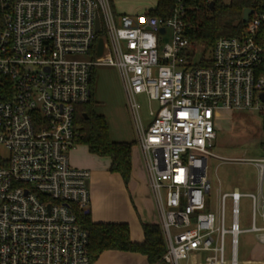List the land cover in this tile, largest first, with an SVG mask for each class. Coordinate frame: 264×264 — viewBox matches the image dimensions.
<instances>
[{"label":"built area","instance_id":"1","mask_svg":"<svg viewBox=\"0 0 264 264\" xmlns=\"http://www.w3.org/2000/svg\"><path fill=\"white\" fill-rule=\"evenodd\" d=\"M0 1V264H90L77 213L91 202V172L73 167L69 151L77 144L76 108L90 101L98 66L120 73L160 215L164 262L238 264L241 234L264 243V157L226 159L254 165L256 192L223 194L217 212L206 197L224 112L264 118V14L250 16L243 36L221 37L205 52L186 36L182 6L164 18L117 14L112 0ZM140 96L158 106L148 124ZM243 197L252 202L247 229Z\"/></svg>","mask_w":264,"mask_h":264},{"label":"rangeland","instance_id":"2","mask_svg":"<svg viewBox=\"0 0 264 264\" xmlns=\"http://www.w3.org/2000/svg\"><path fill=\"white\" fill-rule=\"evenodd\" d=\"M119 13H144L154 7V0H113ZM166 38H170V33ZM202 51L198 52L195 62H199ZM94 76V99L98 102L95 107L96 112L104 115L108 122L111 137L114 139H126L136 135L133 118L127 107V99L124 91L120 73L116 67L98 66L95 67ZM141 104V115L145 124L150 123L149 111L156 109L157 103L150 102L144 96L139 97ZM264 126L263 117L254 110H238L224 112L223 118L217 126V139L212 149L219 158H209V180L212 184L207 197V207L209 210L218 211L221 196L225 193L233 192L235 188L243 193L253 192L255 183L258 182V171L254 165L241 162H229L226 159H257L264 157ZM137 147V145H136ZM137 151V148H135ZM136 155L137 169L142 171L141 177H135L134 182H143L144 165L140 151ZM69 158L73 167L76 163H85L92 173L105 172L109 159L93 155L85 145L76 144L69 151ZM144 160V159H143ZM75 168H78L75 167ZM82 169V168H79ZM145 173V171H144ZM103 174V173H102ZM109 175V173H108ZM124 191L126 185L121 181ZM109 188L110 197H113L115 188L114 180L106 182ZM90 195L92 184L89 186ZM129 196V195H128ZM92 200V195H91ZM113 203H111L112 205ZM154 204V203H153ZM228 211L230 214L232 200L228 199ZM110 205V207H111ZM240 227L247 229L252 223V202L248 197L240 199ZM91 208V202L87 210ZM230 216L228 224H231ZM158 221V219L156 218ZM228 237V243H230ZM264 248V246H263ZM261 250L255 244L254 234L243 233L239 236L238 264H250L253 255ZM231 261V252L228 255Z\"/></svg>","mask_w":264,"mask_h":264},{"label":"trees","instance_id":"3","mask_svg":"<svg viewBox=\"0 0 264 264\" xmlns=\"http://www.w3.org/2000/svg\"><path fill=\"white\" fill-rule=\"evenodd\" d=\"M151 15L170 17L180 6L184 9L186 36L195 44L211 52L221 37L243 36L247 23L243 20L244 11L252 9L253 15L264 14V0H213L214 6L206 0H156ZM4 26V10L0 1V31ZM264 32V30L262 31ZM95 73L91 79V98L75 111L74 129L76 143L85 145L89 152L110 160L109 171L122 176L129 182L132 169V142H117L111 137L108 122L95 111L93 94ZM264 126V118H263ZM82 228L89 233L90 264L96 262L106 251L138 253L147 257L150 264H166L164 255L166 244L159 224H143L144 240L135 242L127 223L94 222L90 210L77 213Z\"/></svg>","mask_w":264,"mask_h":264},{"label":"crops","instance_id":"4","mask_svg":"<svg viewBox=\"0 0 264 264\" xmlns=\"http://www.w3.org/2000/svg\"><path fill=\"white\" fill-rule=\"evenodd\" d=\"M113 2V0H112ZM154 7L150 8L147 11L155 8L156 0H154ZM114 10L117 14H128V15H136L139 13H119L116 9V6L113 2ZM146 11V12H147ZM94 94V88H93ZM96 101V100H95ZM98 102L96 101V106ZM95 106V107H96ZM96 111V109H95ZM99 114V113H97ZM101 115V114H100ZM104 116V115H103ZM117 142H132L134 143L132 148V169H131V177L128 183H125L122 176L118 173H111L109 171L110 160L108 161L107 167L105 168V172H91V178L89 181V186L92 184V200H91V208L89 209L91 212V216L94 222L101 223H127L131 229V238L135 242H142L144 240V231L143 224H160V215L158 211V207L155 201L154 194L151 190L149 184V177L145 168L143 152L140 145L137 143L136 135L131 136L126 139H114ZM137 145V147H136ZM140 151L142 156V162L144 165L143 174L144 180L143 182H134L135 177H141L140 170L137 169L135 163H137L136 155H138L137 151ZM108 159V158H107ZM78 168L86 169L87 165L85 163H76ZM75 166V167H77ZM103 173V174H102ZM109 173V175H108ZM114 180L115 188L113 189L114 195L111 198L109 194V188L106 185L107 181ZM121 181H123L126 185L127 190L124 191L121 186ZM258 190V182L255 183V190ZM129 195V196H128ZM111 203H113L111 205ZM154 203V204H153ZM111 205V207H110ZM158 219V221L156 220ZM255 244L257 248L261 249L256 251V254L253 255V262L250 264H264V243H262L256 234H254ZM93 264H150L147 260V257L138 253H130V252H122V251H106L104 252L100 258L94 262Z\"/></svg>","mask_w":264,"mask_h":264},{"label":"water","instance_id":"5","mask_svg":"<svg viewBox=\"0 0 264 264\" xmlns=\"http://www.w3.org/2000/svg\"><path fill=\"white\" fill-rule=\"evenodd\" d=\"M214 6V2L211 3V7ZM254 13V11L252 9H246L244 11V15H243V20L244 22H249L250 16ZM96 30L97 32L100 30V22H99V18H97L96 21ZM162 32H164V30L162 29ZM103 50H104V43H103V39H99V45H98V57H101L103 55ZM88 186H89V182H88Z\"/></svg>","mask_w":264,"mask_h":264}]
</instances>
